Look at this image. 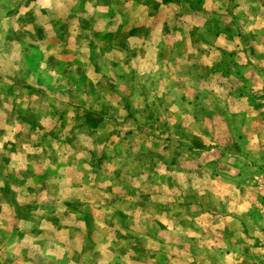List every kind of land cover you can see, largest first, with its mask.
Instances as JSON below:
<instances>
[{"label": "rangeland", "instance_id": "1", "mask_svg": "<svg viewBox=\"0 0 264 264\" xmlns=\"http://www.w3.org/2000/svg\"><path fill=\"white\" fill-rule=\"evenodd\" d=\"M0 264H264V0H0Z\"/></svg>", "mask_w": 264, "mask_h": 264}]
</instances>
